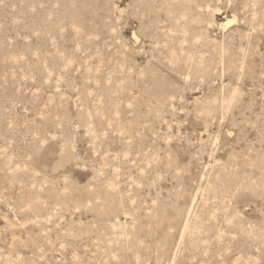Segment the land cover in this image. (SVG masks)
<instances>
[{
  "label": "rangeland",
  "instance_id": "1",
  "mask_svg": "<svg viewBox=\"0 0 264 264\" xmlns=\"http://www.w3.org/2000/svg\"><path fill=\"white\" fill-rule=\"evenodd\" d=\"M0 264H264V0H0Z\"/></svg>",
  "mask_w": 264,
  "mask_h": 264
},
{
  "label": "bare ground",
  "instance_id": "2",
  "mask_svg": "<svg viewBox=\"0 0 264 264\" xmlns=\"http://www.w3.org/2000/svg\"><path fill=\"white\" fill-rule=\"evenodd\" d=\"M172 12H173V10H172ZM142 15H144V14H142ZM174 17V16H173ZM139 18V20H140V23H141V26H143L144 25V28H147L148 29V31L147 32H144V36L146 37V36H148L151 40H154V39H156V38H159V36H157V34H155V29H157L158 28V23L157 22H159L158 21V19H160V17L159 16H156V15H153V16H150V17H148V15L147 14H145V16H143V17H138ZM232 22V20H229L228 21V23H231ZM157 23V24H156ZM183 31V30H182ZM165 32V31H164ZM158 33V32H157ZM159 34H160V32H159ZM184 34V33H183ZM170 35H171V33H170ZM170 35H169V37H170ZM172 35H174V34H172ZM163 36V35H162ZM137 37V36H136ZM166 37V36H165ZM182 37V36H181ZM181 37H180V39H181ZM183 38V37H182ZM176 39H177V36H176ZM172 40H173V38H172ZM168 41V40H167ZM159 42H161V40L159 41ZM177 44H178V42H177ZM183 45V44H182ZM176 46V45H175ZM184 46V45H183ZM177 47H178V45H177ZM180 47V46H179ZM178 47V48H179ZM182 47V46H181ZM173 48H175V47H173ZM180 50H181V48H180Z\"/></svg>",
  "mask_w": 264,
  "mask_h": 264
}]
</instances>
